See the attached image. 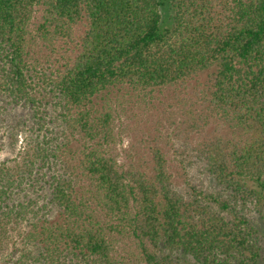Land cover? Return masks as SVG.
Returning <instances> with one entry per match:
<instances>
[{"label": "trees", "instance_id": "obj_1", "mask_svg": "<svg viewBox=\"0 0 264 264\" xmlns=\"http://www.w3.org/2000/svg\"><path fill=\"white\" fill-rule=\"evenodd\" d=\"M180 92L212 126L182 186L159 145L120 166L115 104ZM30 111L0 165L11 264H264V0H0V131Z\"/></svg>", "mask_w": 264, "mask_h": 264}, {"label": "rangeland", "instance_id": "obj_2", "mask_svg": "<svg viewBox=\"0 0 264 264\" xmlns=\"http://www.w3.org/2000/svg\"><path fill=\"white\" fill-rule=\"evenodd\" d=\"M164 14L167 18L172 14L168 6L164 8ZM171 21V20H169ZM180 97L185 98L187 104L179 102L178 99L167 97L164 94L154 98L153 104H145V102L138 99L129 101L120 106L115 104V141L110 145V153L117 160L120 166L127 165V157L137 151L145 152L146 155H151L152 150L148 149L146 145H159L161 150L165 151L169 157L171 164V171L174 173L176 179L181 186L184 182L182 163L180 157L181 153H193L198 144L201 143L203 136L207 130H211L212 126L201 128V122L195 123L192 116L189 115V109H201L198 103H201L196 94L193 97H184V93L180 92ZM175 97V96H174ZM152 100V99H151ZM170 101V104L168 103ZM50 115L56 117V112L51 105H46ZM32 111L25 114V116L17 118H7L6 126L0 131V165L7 163L14 166L19 159H21L27 152H32V148L28 150L27 141L31 132L20 130L19 124H22L20 119L31 117ZM188 113V114H187ZM198 117V116H196ZM7 123H10L7 124ZM13 123L17 124L15 128L14 138L9 133L12 130ZM198 125V126H197ZM202 130V132L200 131ZM13 131V132H14ZM73 145H78L79 136H71ZM31 147V146H30ZM28 150V151H27ZM27 151V152H26ZM189 174L192 177H200L198 169L195 166H187ZM24 229V223L21 225L12 224L8 226V232L0 241V264H11L17 253L14 250L21 245L19 233ZM16 243V244H15Z\"/></svg>", "mask_w": 264, "mask_h": 264}]
</instances>
